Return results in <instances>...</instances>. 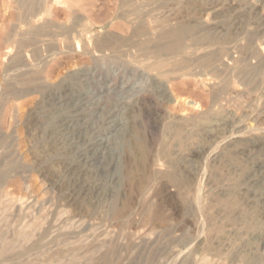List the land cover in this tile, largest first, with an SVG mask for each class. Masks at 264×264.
Here are the masks:
<instances>
[{"label":"rangeland","instance_id":"374dc122","mask_svg":"<svg viewBox=\"0 0 264 264\" xmlns=\"http://www.w3.org/2000/svg\"><path fill=\"white\" fill-rule=\"evenodd\" d=\"M123 1L0 0V264H264V0H162L189 77Z\"/></svg>","mask_w":264,"mask_h":264},{"label":"bare ground","instance_id":"6f19581e","mask_svg":"<svg viewBox=\"0 0 264 264\" xmlns=\"http://www.w3.org/2000/svg\"><path fill=\"white\" fill-rule=\"evenodd\" d=\"M55 2L56 3H62V0H55ZM143 3L147 4V14L146 15L142 14V16H141V14H139L137 12V10H139V9H138L137 4L134 3V0H124L123 1V5L125 8H127V12L130 13V15H132L131 13L134 12L133 14L138 16V21H139L138 23L139 24L137 27V33L140 35L141 39L134 44L132 43L131 45L136 50L138 57L143 59L142 60V65H143L142 67H144L150 71H158V72L160 71V73H162V75H169V74H172V71L169 68L170 67L169 66V60H174V62H176L177 64H181L180 67L174 69L175 71H178L180 73V74H177L178 72L174 73V74H177L176 75L177 77H178V75L180 77H189V76L194 75L193 74L194 63H191L192 53L187 49L186 44L188 42L186 43V41H189L188 40V38H190L189 36L192 35L193 31L198 26L199 20H201L203 18L204 12L202 14V12L194 11L191 13L192 21L185 22L183 20H179L177 26L175 25L176 27H172L170 25V23H171L170 20L167 19V17H164V15H162V13H163L162 10H164V8H165L164 1H162V0H160V1L144 0ZM184 4H186L188 6L193 5L195 7L194 3L189 2V1L184 3ZM182 6H183V4H182ZM24 9L25 8H23V7H19L18 11H20V12H17V13L21 16L22 11H24ZM145 19H146V21H147V19L150 21V24H152V26L154 27V30L157 32L155 34V36L157 35L156 38H153L154 36L153 37L148 36L149 34L145 33L144 28H143V26L146 22ZM173 26H174V24H173ZM7 41L9 43H13V44L15 43V41H12L11 39H8ZM96 42H97L96 48L98 50L99 49L100 50H104V49L105 50H113L114 49L113 46L107 42L100 41V40L99 41L97 40ZM12 47L10 46L7 49H11ZM8 54L9 53H6V56ZM53 55H54V48H50L49 49V56L53 57ZM116 56H118V54ZM210 56H211V54H210ZM17 57H18L17 59L13 58V59H16L15 64H14L15 66L21 64V61H23L19 58V56H17ZM35 57L37 59L39 57V54L37 51L35 53ZM193 58H195V57H193ZM41 61H43V60H41ZM40 65H41V63H40ZM242 69H241V71H242ZM244 70H247V69H244ZM166 79H168V78H166ZM227 83H228V81H227ZM230 88H231V86H230ZM222 90H220V91H222ZM232 93H234V91H232ZM228 94H230V93H228ZM213 95H214V92H213ZM217 95L215 94V97H213V102H212L213 104H218L219 100L221 99L220 95L219 94H217ZM162 161L166 164L171 163V162H169V159H167V156L166 157L164 156Z\"/></svg>","mask_w":264,"mask_h":264}]
</instances>
